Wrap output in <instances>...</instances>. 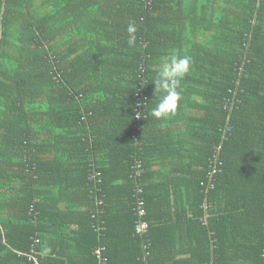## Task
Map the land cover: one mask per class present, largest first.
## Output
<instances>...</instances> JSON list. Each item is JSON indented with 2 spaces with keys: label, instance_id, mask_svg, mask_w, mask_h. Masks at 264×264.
Segmentation results:
<instances>
[{
  "label": "trees",
  "instance_id": "1",
  "mask_svg": "<svg viewBox=\"0 0 264 264\" xmlns=\"http://www.w3.org/2000/svg\"><path fill=\"white\" fill-rule=\"evenodd\" d=\"M174 55L191 71L157 119ZM32 256L264 264V0H0V264Z\"/></svg>",
  "mask_w": 264,
  "mask_h": 264
},
{
  "label": "clouds",
  "instance_id": "2",
  "mask_svg": "<svg viewBox=\"0 0 264 264\" xmlns=\"http://www.w3.org/2000/svg\"><path fill=\"white\" fill-rule=\"evenodd\" d=\"M129 46L135 44L137 26L129 23L127 26ZM192 58L187 55H174L162 62L158 75L151 81L154 85V92L159 93L158 101L151 109L150 114L157 119L174 115L182 99L181 81L191 71Z\"/></svg>",
  "mask_w": 264,
  "mask_h": 264
},
{
  "label": "built area",
  "instance_id": "3",
  "mask_svg": "<svg viewBox=\"0 0 264 264\" xmlns=\"http://www.w3.org/2000/svg\"><path fill=\"white\" fill-rule=\"evenodd\" d=\"M228 130H229V127L226 125L224 128V132H227ZM219 150H220L219 147H215V151L213 153L212 159L208 163V167H207L208 170H207V176H206L208 179V182L205 185L206 190H211L214 188L213 180H214L215 174H217V172L219 171L218 166L220 165L219 155H218ZM143 174H144V170H143L141 163L139 161H135L134 164L132 165V178L136 180V182L138 183L134 191V196H135L134 198H136V202L138 205L139 212L137 213V215L139 216V220H140L139 222L136 223L135 232L140 235L146 233L148 230L147 223L141 219V215L144 213V211L141 208L143 205V201H142L143 199L141 197L142 190L139 188V181ZM37 243H38V240H36V244ZM32 251L37 253L34 249H32ZM95 252L96 254H99V250H96ZM31 258L34 260L35 264H39L37 262V259L34 256H32Z\"/></svg>",
  "mask_w": 264,
  "mask_h": 264
},
{
  "label": "crops",
  "instance_id": "4",
  "mask_svg": "<svg viewBox=\"0 0 264 264\" xmlns=\"http://www.w3.org/2000/svg\"><path fill=\"white\" fill-rule=\"evenodd\" d=\"M180 128H181V126H180ZM182 130H183V128H182ZM135 161H139V160H135ZM134 161V162H135ZM140 162V161H139ZM141 163V162H140ZM134 164V163H133ZM141 165H142V163H141ZM143 192V191H142ZM141 195H142V193H141ZM172 211V210H171ZM179 247H180V249H182V250H186L187 248H188V244H186V243H184V242H181L180 244H179Z\"/></svg>",
  "mask_w": 264,
  "mask_h": 264
},
{
  "label": "bare ground",
  "instance_id": "5",
  "mask_svg": "<svg viewBox=\"0 0 264 264\" xmlns=\"http://www.w3.org/2000/svg\"><path fill=\"white\" fill-rule=\"evenodd\" d=\"M207 23V22H206ZM215 24V23H214ZM233 30V29H232ZM194 98V97H193Z\"/></svg>",
  "mask_w": 264,
  "mask_h": 264
}]
</instances>
